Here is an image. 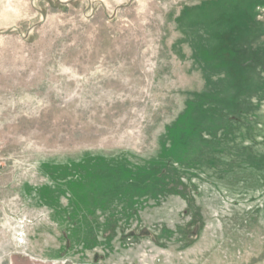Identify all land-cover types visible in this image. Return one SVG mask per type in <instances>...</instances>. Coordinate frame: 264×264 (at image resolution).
Segmentation results:
<instances>
[{
	"label": "rangeland",
	"instance_id": "374dc122",
	"mask_svg": "<svg viewBox=\"0 0 264 264\" xmlns=\"http://www.w3.org/2000/svg\"><path fill=\"white\" fill-rule=\"evenodd\" d=\"M0 264H264V0H0Z\"/></svg>",
	"mask_w": 264,
	"mask_h": 264
}]
</instances>
